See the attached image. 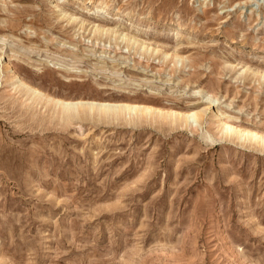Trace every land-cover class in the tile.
<instances>
[{
    "label": "rangeland",
    "instance_id": "obj_1",
    "mask_svg": "<svg viewBox=\"0 0 264 264\" xmlns=\"http://www.w3.org/2000/svg\"><path fill=\"white\" fill-rule=\"evenodd\" d=\"M249 66L264 0H0V264H264V144L222 129L264 134Z\"/></svg>",
    "mask_w": 264,
    "mask_h": 264
},
{
    "label": "bare ground",
    "instance_id": "obj_2",
    "mask_svg": "<svg viewBox=\"0 0 264 264\" xmlns=\"http://www.w3.org/2000/svg\"><path fill=\"white\" fill-rule=\"evenodd\" d=\"M108 4V3H107ZM58 6V5H57ZM105 8V7H103ZM71 18V17H70ZM73 18V17H72ZM75 20H78L77 16H75L74 18ZM81 20V19H80ZM80 22V21H79ZM85 24V20H81V25L84 26ZM94 29V32L99 36V37H103V36H109V37H112V36H115V38H121L122 41H125L127 43V46H131V45H135L137 42H140L139 39H137L136 36L130 34V33H125V32H120V30H118L117 28L115 27H111V26H107L106 24H94L93 27ZM147 44V42H146ZM146 44H143L142 42L140 43V46L142 48H148ZM152 46V45H151ZM132 48V47H131ZM139 48V46L137 47V49ZM156 48V47H155ZM157 49V48H156ZM155 49V50H156ZM139 50V49H138ZM146 50V49H145ZM153 52V50H152ZM151 52V53H152ZM167 53V52H165ZM169 54V53H168ZM173 56V55H172ZM176 57V56H175ZM174 57V58H175ZM177 57H179L177 55ZM183 58V57H182ZM166 59V58H164ZM181 60V57L178 58V61ZM175 61V60H174ZM177 61V60H176ZM241 64V63H240ZM246 65V64H245ZM248 68V67H247ZM248 69H252L250 66ZM262 70V69H261ZM253 73L254 76L255 75H258V73H261L259 74V76L261 75L264 79V74L262 71L258 70H253ZM246 73V72H245ZM260 76V77H261ZM257 77V76H255ZM23 82V81H22ZM23 86H25L26 88H28V91L29 94L31 92H33L32 94L35 95L34 93L38 94L39 96H42L43 99L46 98L48 101H52L53 103L56 104V107L58 106L60 109L62 108L61 111L63 112H66L68 111L69 113L72 112V111H80V109H87L88 111H93V110H98V112L100 111H106V112H116L113 113V115H117L118 112H128V113H131V112H137L141 115H144V114H153V115H158V116H161V117H165V116H170L172 117L171 119L175 118V120H180L184 125L188 123V120L189 118L193 117L194 119L198 120L200 117H201V114L197 111L195 112H185V113H182V112H178V111H171V112H164L163 110L164 109H158L154 106H150V105H144V104H131V103H117V102H110V101H97V100H83V99H77V100H71V99H63V98H56V97H52L51 95H47V94H44V92L40 91V89H36V87H32L30 86L29 84L23 82L22 83ZM30 90V91H29ZM37 95V96H38ZM209 95V93H208ZM36 96V95H35ZM36 96V97H37ZM38 96L39 100H40V97ZM209 99L211 101H216V99L214 98H211V96L209 97ZM42 100V98H41ZM67 113V112H66ZM103 113V112H101ZM127 114V113H125ZM110 115V114H109ZM135 115H137L135 113ZM137 117L140 119V116ZM119 116V115H118ZM147 117V116H146ZM149 117V116H148ZM144 118V117H143ZM152 118V117H151ZM161 118V119H163ZM142 119V118H141ZM225 121V120H224ZM180 123V122H179ZM223 125L225 127H223ZM222 125V129L225 130L227 133H233L236 135V137L238 136H247L249 138V140H255L257 141V143H262L264 144V134H259V132H255V131H251V130H243L242 129H238L237 127L235 128V126L233 127L232 125L224 122ZM221 128V127H220ZM221 129V130H222ZM227 135V134H226ZM235 138V137H234ZM229 139V137H228ZM231 140H233V136L232 138H230ZM241 139V138H240ZM252 142V141H251ZM253 143V142H252ZM255 144V142H254ZM258 145V144H257ZM255 146V145H254ZM260 147V146H258ZM262 148H260L261 150ZM263 150V149H262ZM264 152V151H262Z\"/></svg>",
    "mask_w": 264,
    "mask_h": 264
}]
</instances>
